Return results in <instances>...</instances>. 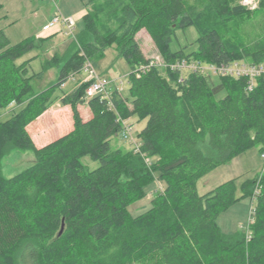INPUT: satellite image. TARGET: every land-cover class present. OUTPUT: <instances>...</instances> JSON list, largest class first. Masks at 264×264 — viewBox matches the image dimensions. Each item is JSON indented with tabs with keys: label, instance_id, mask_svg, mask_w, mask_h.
Instances as JSON below:
<instances>
[{
	"label": "trees",
	"instance_id": "obj_1",
	"mask_svg": "<svg viewBox=\"0 0 264 264\" xmlns=\"http://www.w3.org/2000/svg\"><path fill=\"white\" fill-rule=\"evenodd\" d=\"M190 1L128 0L113 31L86 12L85 31L94 41L68 56L57 83L41 90L33 80L43 76L47 61L30 74L37 55L17 60L43 38L31 35L11 44L0 29V117L12 104L20 107L0 119V264H264V171L244 179L239 196L236 178L203 195L197 189L200 177L249 148L264 152V77L249 90L243 78L161 69L136 39L145 28L170 64L264 61V43L230 49L219 25L211 24L217 17L244 15L243 4L209 0L204 23ZM192 26L199 32L195 48L173 50L177 31ZM115 43L131 66L130 93L115 87L108 96L86 98L87 84L77 86L62 97L71 106L73 128L37 147L28 126L53 104L71 74L82 71L88 56ZM84 104L88 119L80 113ZM132 118L145 121L138 150L113 149L111 138ZM10 145L32 149L35 159L7 178L1 159ZM84 156L99 161L98 167L89 169ZM155 176L165 187H158L148 209L133 215L130 206L148 196ZM247 197L254 203L246 231L224 233L218 215Z\"/></svg>",
	"mask_w": 264,
	"mask_h": 264
},
{
	"label": "rangeland",
	"instance_id": "obj_2",
	"mask_svg": "<svg viewBox=\"0 0 264 264\" xmlns=\"http://www.w3.org/2000/svg\"><path fill=\"white\" fill-rule=\"evenodd\" d=\"M88 0H0V29L4 30L11 44H16L34 35L43 38V43L26 54L17 61L19 63L33 58L30 64V74L43 69V63L47 61V68L41 78H34L33 84L36 90L53 86L58 81L60 66L64 64L66 58L77 51H82L83 44L94 41L90 32L85 31L84 15L86 12L94 14L97 24L106 31H113L119 27L124 15V9L128 0H98L87 4ZM235 3L243 4L248 10L242 16L232 17L229 20L215 18L212 25H219V30L223 35L226 45L230 49H256L264 43V6L250 8L244 0H234ZM209 0H191L190 9L200 12L203 22L208 23ZM61 13L67 17H73L76 21L75 35L72 36L66 31L63 25H58L45 31L43 26L48 23L55 14ZM217 19V21H216ZM199 35L195 27L179 29L172 42V49L177 50L185 46L189 52L195 48L192 42ZM145 55L150 57L161 69L171 65L166 62L164 56L157 49L153 39L145 28L139 30L136 35ZM84 52V51H82ZM96 72L106 76L111 80L110 90L117 87L124 94L130 93L129 73L131 66L125 57L119 54L117 44L109 46L104 51H97L88 56ZM60 65V66H59ZM86 74L83 71L72 73L69 80L57 89V98L50 107L34 120L28 130L37 147L42 146L73 128V112L71 106L64 103L63 96L69 95L77 86L84 84ZM213 78L219 79L213 74ZM111 92V91H110ZM19 106L12 104L3 109L0 119L4 120L11 116L14 111L19 110ZM88 107L79 105L83 118ZM129 130L124 128L111 138L113 149L120 148L124 153L131 150H138V131L144 126L145 121L132 118ZM127 134L128 136H126ZM35 159L32 149L21 148L10 145L1 159V173L5 177L13 175L30 166ZM82 163L89 169L98 167L99 161L92 160L89 156L82 157ZM264 171V158L257 146L251 147L240 155L234 157L230 162L219 165L197 180V189L200 195L206 194L220 184L236 178L238 189L237 196L240 195V183L248 178L255 177ZM158 187H165L164 182L155 176V182L147 190L148 196L134 202L130 206L133 215L139 214L151 205V200L158 191ZM253 198H242L231 205L227 210L221 212L217 221L224 233L236 231H246L250 212L253 207ZM248 233V232H247ZM246 233V234H247Z\"/></svg>",
	"mask_w": 264,
	"mask_h": 264
},
{
	"label": "built area",
	"instance_id": "obj_3",
	"mask_svg": "<svg viewBox=\"0 0 264 264\" xmlns=\"http://www.w3.org/2000/svg\"><path fill=\"white\" fill-rule=\"evenodd\" d=\"M262 0H244V3L252 9L260 6ZM63 25L68 33L75 35L76 21L73 17L64 16L57 13L53 18L43 26V30L48 31L55 26ZM154 63V61H152ZM172 68L190 69L197 73H211L219 76H228L233 78L245 79L246 87L253 89L260 77H264V61L252 63L246 59L238 58L229 61L220 62H203L199 60L180 59L170 65ZM143 67V66H142ZM144 69V67H143ZM82 71L85 72L86 77L83 80L87 84L85 89V97L91 98L95 96H108L110 94L111 80L106 76L98 73L93 68L92 64L87 59ZM130 124L125 121L124 129L129 130ZM128 136L127 134H125ZM264 158V152L261 154Z\"/></svg>",
	"mask_w": 264,
	"mask_h": 264
},
{
	"label": "crops",
	"instance_id": "obj_4",
	"mask_svg": "<svg viewBox=\"0 0 264 264\" xmlns=\"http://www.w3.org/2000/svg\"><path fill=\"white\" fill-rule=\"evenodd\" d=\"M84 106H85V107H88V106L85 105V104H84ZM87 109H89V107H88ZM89 111H90V109H89ZM82 116H83V115H82ZM90 116H91V111H90V113L87 112L86 117H85L84 119H88V118H90Z\"/></svg>",
	"mask_w": 264,
	"mask_h": 264
}]
</instances>
